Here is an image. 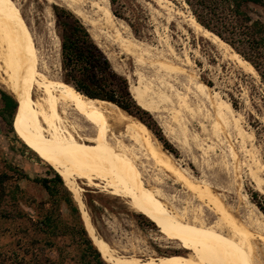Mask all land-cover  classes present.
I'll return each instance as SVG.
<instances>
[{
	"label": "rangeland",
	"instance_id": "374dc122",
	"mask_svg": "<svg viewBox=\"0 0 264 264\" xmlns=\"http://www.w3.org/2000/svg\"><path fill=\"white\" fill-rule=\"evenodd\" d=\"M6 1L15 22L31 39V46L35 52L32 58L36 75L35 88L32 87L33 97L41 95V91L37 87L39 83L52 82L70 87L61 79L59 42L55 33V22L51 9L53 5H57L70 10L83 22L94 41L109 59L112 68L126 78L130 88L132 87L137 93L139 91L142 93H139L140 100L142 99V102L150 105L147 112L173 150L165 149L149 129L151 136L154 140L157 139L161 149L166 154L168 153L170 158H173L171 159L175 163L173 164L177 168H181V171L186 172L192 181L196 182L198 179L199 182L207 181L206 183L210 185L213 193L218 195L227 206L236 210L239 209L240 217L245 213L243 206L250 204L255 206L258 211L257 216L261 217V211L256 206V202L259 200V196H264V82L256 71L253 73L243 70L236 67L237 65L233 62L219 63L216 61L211 53L214 49L212 43L204 37H195L192 29L189 28L187 21L191 13L184 3L180 0H161V2L160 0H118V3L111 6L109 0ZM130 1L131 4H129ZM111 8L119 10L123 16L130 19L139 16L142 20L140 33L137 36L134 35L124 20L112 14ZM103 9L106 11L109 9L111 15ZM132 10L135 16H133ZM186 22L187 24H185ZM180 28L187 30L188 40ZM118 40H127L126 42L135 44L137 46L136 53L131 52V54L124 49L122 50ZM140 43L143 44L144 49ZM196 45L200 46L202 57L206 59V62L195 59L192 52H188L194 65L190 67L181 65L184 49L194 50ZM170 46L173 47L179 61L174 55L172 57ZM141 49L142 51L145 50L142 52L143 54H140ZM161 53L164 54V57ZM136 56L142 57L138 59ZM163 60H167V63ZM178 65L181 67L179 68ZM175 68L177 69L175 70ZM172 72L176 73L172 75ZM168 73L169 75H167ZM163 81L165 82L163 83ZM199 88L200 90H198ZM156 90L158 94H155ZM0 91L11 95L9 90L1 84V79ZM159 91L164 93L160 94ZM173 92L178 94L176 96L181 95L180 97L186 100V104L187 102L190 103L185 104L184 107L180 105L178 107ZM212 95L214 97L211 98ZM206 97L208 100H205ZM157 98L160 102L157 101ZM226 103L229 104V109ZM1 107L0 101V109ZM217 111L223 114L224 121L215 117ZM228 111L230 112L228 113ZM15 116L16 111L13 115L7 113L1 115L0 113V164L2 165L6 159L11 165L21 170L23 176H26L19 181L25 202L28 204V207H25L26 210L30 212L32 209L38 210L43 206L61 216L69 217L68 209L61 200L63 190L47 181L53 176L49 170L50 166L15 134L13 129ZM74 117L81 123L78 122L82 128L80 136L90 152L100 160L113 161L112 157L101 153L99 149L101 140L106 138L100 137L96 131L91 130L89 124L77 114H74ZM131 117L138 120L136 117ZM69 122H71L70 118L68 119ZM10 125L18 139L9 132ZM226 128H229L230 131L228 132ZM172 130L176 132L174 133ZM224 131L227 132V135ZM108 136L110 139L111 136ZM230 149L234 152V158L230 155ZM139 162L141 164H134L135 170L141 174L148 188L160 190L162 194L160 201L170 211L187 220H191L192 217H201L209 223L215 220L211 211L206 206L201 205L203 203L174 180V177L167 172L158 171L151 161L140 159ZM249 168L253 170L259 180L260 185L257 183V186L259 185L258 191H256L254 182L248 174ZM235 169H239V171L236 172ZM261 181L263 182L261 183ZM43 183L49 186V189L45 188ZM75 185L79 193L78 200L69 193L80 212V216L82 213L88 215L95 235L103 239L115 253L121 256L137 255L141 259L150 255L163 256L179 253V244L168 234L165 228L154 223L150 215L132 207L129 199L113 196L100 186H87L80 180H77ZM241 198L244 202L241 201ZM258 247L261 245L259 244ZM103 260L111 264V262ZM260 262L259 264H264V258H260Z\"/></svg>",
	"mask_w": 264,
	"mask_h": 264
},
{
	"label": "bare ground",
	"instance_id": "6f19581e",
	"mask_svg": "<svg viewBox=\"0 0 264 264\" xmlns=\"http://www.w3.org/2000/svg\"><path fill=\"white\" fill-rule=\"evenodd\" d=\"M103 10L107 12V14L111 15L109 9H107V11L105 9ZM188 18L187 22L189 28L192 29L195 37H204L212 43L214 49L212 47L213 51L211 53L216 61L219 63L233 62L237 65L236 67L255 73L254 68L247 61L242 59L236 52H234L229 45L210 31L206 30V28H203L196 22L191 14ZM187 22L185 24H187ZM180 29L182 34L185 35V38L188 40L187 30L182 28ZM30 40L31 39L28 35L15 22L7 6V1L0 0V79L1 84L9 90L18 103L17 120L15 124V131L18 137L28 147L33 149L36 154L39 155L60 176L63 181V185L71 194H73L75 199L79 198V193L75 188V182L77 180L84 182L87 186H100L104 191L109 192L113 196L129 199L132 203V207L150 215L159 225L163 226L168 234L179 244L178 254L163 256L150 255L145 259H141L137 255L121 256L112 251L103 239L95 235L88 215L86 213H82L81 219L86 232L103 259L107 260L109 263L111 262V264H259L260 258H264V216L261 213V217L257 216L258 211L255 206L252 204H244L245 206H243V208L245 213L240 217L241 214L239 215V209L236 210L231 206H227L223 200L218 197V195L213 193L210 185L206 183L207 181L205 182L204 180V182H199L200 180L198 179V181L194 182L190 179L191 177L189 178L186 175V172L181 171V168H177V166L174 165L175 163L172 162L173 160H171L173 158H170L169 155H167L168 153L166 154L161 149L159 145L160 142L158 143L156 141L157 139H153L151 132L144 123L127 115L128 113H124L116 105L110 102L86 98L70 87H66L61 84H53L52 82L37 84V87L41 91V95L33 97L32 87L34 86L36 75L34 73L32 58L35 55V52L31 46ZM124 40H118L120 41V47L122 50L124 49L128 53H136L135 51L137 46L126 42L127 40ZM141 45L143 46V44ZM146 49L148 48L146 47ZM140 51V54L145 52V50L142 51V49ZM170 52L172 57L175 56L179 61L172 46H170ZM188 52H192L195 59L206 62V59L202 57L200 46L196 45L194 50H188L187 48L184 49L183 63H181V65L189 67L194 65V62L192 63ZM161 54L164 57V54ZM141 57H138V59ZM181 65H178L179 68ZM176 69L177 68H175V70ZM169 73L167 75H169ZM173 73L174 72H172V75ZM164 82L165 81H163V83ZM129 89L136 104L143 110L148 111L150 105L142 102V99L140 100L139 93L141 92L139 91V93H137V91L133 90L132 87H129ZM205 89L206 88L204 86V92L206 91ZM198 90H200V88ZM156 91L155 94H158V91L157 93ZM162 92L159 91L160 94ZM215 94L218 93L215 92ZM174 95L178 103V107L179 105L184 107L186 100L183 97H180L181 95L176 96L178 95L176 93H174ZM210 97L212 98L214 95ZM205 100H208L207 97ZM157 101H159V99ZM213 102H215V100H213ZM189 103L190 102H187V104ZM226 106L229 109L228 103H226ZM230 111H228V113ZM74 114H77L78 117L86 121L91 127L90 129L96 131L100 137L106 138L105 140H101L102 142L99 149L101 153L112 157L113 161L100 160L90 152L82 141V137L80 136V132L82 130L80 126L81 123L76 120L77 118H73ZM179 114L181 115V113ZM222 116L223 114L219 111L215 113V117L224 121ZM229 116L231 115L229 114ZM69 118L71 119V122L68 123ZM229 118L228 120H230ZM178 125L177 127H179ZM229 127L231 126L229 125ZM164 129L165 128L163 127V130ZM226 129L228 132L230 131L229 128ZM181 131L183 132L182 129ZM226 133L227 132H225V135H227ZM108 135L111 136L110 139ZM230 155L234 158V152L231 149ZM140 159H143L144 161H151L158 171L167 172L174 177V180L187 189L189 193L191 192L192 195L198 199V201L203 203L201 205L206 206L211 211V213L215 216V220L210 223L204 221L201 217H192L191 220H187L183 219L181 215L170 211L167 206L160 201V195H162L160 190L156 188H148L144 183L141 174L135 170L134 164L140 163ZM237 171H239V169L236 170V172ZM248 171L249 176L252 178L250 179L254 182L255 189L258 191L259 188L257 189V187L260 185L259 180L252 169L249 168ZM262 182L263 181H261V183ZM257 183H259L258 186ZM259 244L261 247H258Z\"/></svg>",
	"mask_w": 264,
	"mask_h": 264
},
{
	"label": "trees",
	"instance_id": "16d2710c",
	"mask_svg": "<svg viewBox=\"0 0 264 264\" xmlns=\"http://www.w3.org/2000/svg\"><path fill=\"white\" fill-rule=\"evenodd\" d=\"M117 1L109 0L111 6ZM180 1L197 23L229 45L264 82V0ZM51 9L59 42L62 82L85 97L110 102L136 117L165 149L172 151L150 114L133 100L126 78L112 68L83 22L68 9L57 5ZM111 11L127 23L134 35L140 33L142 20L133 10L135 17L132 19L117 9L111 8ZM0 101L1 115H13L16 111L13 129L17 135L18 103L12 95L2 91ZM9 132L16 137L11 125ZM49 170L53 176L47 181L63 190L61 200L69 217L43 206L30 212L26 210L28 204L19 185L26 176L6 159L0 164V264H108L89 238L80 212L62 179L52 168ZM43 186L49 189L45 183ZM256 206L264 215V196H259Z\"/></svg>",
	"mask_w": 264,
	"mask_h": 264
}]
</instances>
